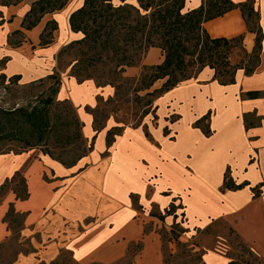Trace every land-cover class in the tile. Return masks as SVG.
Masks as SVG:
<instances>
[{
    "label": "crops",
    "instance_id": "0c3cea01",
    "mask_svg": "<svg viewBox=\"0 0 264 264\" xmlns=\"http://www.w3.org/2000/svg\"><path fill=\"white\" fill-rule=\"evenodd\" d=\"M83 1L68 0L62 9L44 16L46 21L53 19L56 22L55 38L45 48H40L37 56H29L28 61L22 60V51H18L20 48L24 50L22 46H8L5 40L14 30H20L26 36L38 30L40 23L31 30L20 26L32 0L29 4L23 3L24 0L17 3H23L21 13L9 9L14 5L2 9L5 20L7 12L10 16L16 14L13 21L0 23V59L7 58L4 72L8 75L21 74L20 81L26 84L57 71L59 50L82 37L80 32L70 29L69 17L83 5ZM232 1L238 4L244 0ZM200 3L201 0H184L183 11L195 9ZM254 7L259 14L263 41L253 73L246 74L244 69H237L235 82L221 85L213 80L211 69L203 68L195 79L173 87L154 100L156 119L148 114L142 118L140 125L124 127L110 146H113L111 158L122 141L130 140L128 134H137L148 141L155 147L161 163H175L186 177L195 179L198 186L195 212H190V189L171 191L170 188L160 190L153 187L148 200L147 186L135 191L127 188L121 197L105 194L106 174L90 178L93 164H87L90 160L87 163L83 161L91 157L93 150L70 167L48 155L33 153L34 150L17 154L0 153V184L18 172L25 178L28 194L25 199H17L11 190L0 195V244L12 232L10 224L5 221L12 205L16 213L23 215L19 243L27 242L30 247L28 252L20 253L12 264H54L61 251H70L76 264H120L125 258H129L126 264H161L159 230L164 227L169 231L173 219L166 216L161 222L150 212L137 210L129 198L130 193L137 195L141 207H146L144 201L154 204L157 213H163L172 197H179L185 228L191 232L205 228L213 221L224 220L239 240L264 262V0H254ZM202 26L212 38L231 39L242 35L245 51L252 52L255 36L247 30L238 8L205 21ZM62 28L64 36L60 34ZM67 36L68 43H60ZM32 59L38 64L35 69L29 70L27 66ZM162 60L163 55L158 48H149L141 64L126 67L124 75L138 76L142 65H156ZM21 67H24V72L19 69ZM71 82L73 91L88 89V98L76 99L74 92L64 91L62 79L57 98H67L73 103L92 107L96 104L97 93L105 97L112 94L111 88H97L91 80L80 84L75 80ZM248 93L256 95L248 96ZM207 113H210L208 126L211 133L205 136L193 123ZM171 114L178 116L172 123L167 120ZM144 126L152 141L145 138ZM165 126L169 130L167 136L163 134ZM86 128L88 126L83 125L84 131ZM101 131L96 134L94 146ZM142 161L140 163L139 160V164L143 165ZM125 171L115 172L114 175L121 177L122 184L128 181V171ZM225 175L235 184L245 182L247 185L237 190H222ZM155 176L147 179H153L154 185L160 179V176ZM133 245L136 247L132 249ZM229 261L215 251L206 249L202 253L204 264H229Z\"/></svg>",
    "mask_w": 264,
    "mask_h": 264
},
{
    "label": "trees",
    "instance_id": "16d2710c",
    "mask_svg": "<svg viewBox=\"0 0 264 264\" xmlns=\"http://www.w3.org/2000/svg\"><path fill=\"white\" fill-rule=\"evenodd\" d=\"M20 1L0 0V4L8 6L10 4H17ZM67 1H33L28 11L22 17L21 28L24 30L32 29L41 22V19L46 14L62 9ZM113 1L84 0L83 5L74 10L69 17L70 29L73 32H80L82 37L62 47L57 57L60 58L68 51L79 56L70 66V76L79 84L92 79L97 80V82H99L98 80H103L101 86L111 85L115 88V95H123L125 91L131 88L133 82L136 81V85L132 89L135 98L139 100L141 98H148L142 110L141 116L143 117L152 114L153 118L156 119V108L153 105L154 100L173 87L195 79L197 74L205 67L213 71V80L221 85H226L235 82V72L237 69H244L246 74H251L258 65L263 32L259 22L258 11L254 7V0H244L238 4H235L232 0H201L197 8L189 11H183L184 0H146L145 3L142 0H138L140 9L144 12H149L144 15L139 14L140 9H136L125 3L126 0H119L123 4L117 6L113 5ZM235 8L240 10L247 30L255 36L251 53L245 51L242 35L231 39L212 38L202 26L205 21L219 17ZM134 15H138L137 21H131V17ZM56 29L57 24L54 20L46 21L39 34V45H49L52 43V33ZM13 33L22 34V31L14 30ZM44 37L47 39L44 40ZM234 43H238L241 46L245 62L240 61V65L232 66L229 62V54L234 47ZM152 47L158 48L161 51L163 55L162 62L156 65H142L143 71L140 73L139 79H124L122 75L125 72V68L138 64L147 50ZM4 60H7V58H2L0 64ZM97 65H103L107 69L99 72L96 69L90 71V68H94ZM189 66H195L197 69L193 73H189L187 71ZM3 78H5L4 75ZM19 79V75L10 77L11 81L15 80L18 82ZM45 79L52 80V83L47 87L48 95L41 97L39 105H34L28 109L25 107H15L12 109L0 107V142L17 141L22 143L24 149L41 144L45 146L42 154L48 155L62 165L70 167L93 150L96 134L102 128H96L94 110L86 106L85 111L93 117L92 130L94 135L91 137L90 144L72 160L66 161L61 159L60 156L56 157L48 148V144L51 138L55 139V136H52L55 132V115H52L50 110L55 103V97L60 88V78L58 72L54 70ZM160 80L163 81L161 86L150 90L154 83ZM139 92L145 93L141 96ZM254 95L256 93H248V96ZM63 103L65 104V102ZM209 117L210 113H207L193 123V126L199 128L205 136L211 133L208 126ZM58 118L61 119L62 117L59 115ZM167 120L172 123L176 120V117L172 118L169 116ZM68 124L74 126V131L72 134L67 132V142H81L80 132L83 123L74 115V119L72 122H68ZM122 131L123 128L118 126H112L107 129L105 133V155L108 154V149L115 142L116 137L121 135ZM143 133L145 138L152 141V137L145 126L143 127ZM163 134L165 136L169 134L167 126L163 128ZM19 175L20 173L16 172L11 178L6 179L0 184V190H3L6 184ZM246 185L247 183L245 182L235 184L230 177L225 175L222 190H237ZM163 195L168 194L163 193ZM27 196L25 183L24 196L19 197L16 195V198L25 199ZM129 198L133 206L139 207L137 195L130 193ZM178 199L179 197H172L167 207L164 208L163 213L150 212L149 214L161 222L164 221L166 216H171L173 223L168 233L170 240L177 241L179 244L178 238L180 233L188 230L187 228L177 230L182 218L184 219L183 206L180 203L176 205ZM178 208L181 209L180 221H178V214L176 213ZM10 213L23 217L22 214L16 213L12 205H10L5 217V221L8 224L10 222L7 218L10 216ZM229 229L233 232L231 228ZM164 232L166 231L162 227L159 230L161 238ZM235 236L238 238L236 234ZM66 252L72 258L71 252ZM229 264H234V262L230 260Z\"/></svg>",
    "mask_w": 264,
    "mask_h": 264
},
{
    "label": "rangeland",
    "instance_id": "374dc122",
    "mask_svg": "<svg viewBox=\"0 0 264 264\" xmlns=\"http://www.w3.org/2000/svg\"><path fill=\"white\" fill-rule=\"evenodd\" d=\"M29 1L30 0H24L23 3L29 4ZM33 1L35 0H32V2ZM142 1L143 3H145L146 0ZM23 3L18 5L10 4L8 6L14 5L9 9L11 11H16V13H21ZM113 3V5L115 6L123 4L119 0H114ZM125 3L135 7L136 9H140L138 0H126ZM8 6H2L0 4V23H3L5 21L11 22L13 21V16L16 15L14 14L10 16V12H7V20L3 18L4 13L1 10L5 9V7ZM147 13L149 12H144L142 9H140V15H144ZM137 17L138 15L132 16L131 21H137ZM45 23L46 20L44 17L40 22L38 30L43 29ZM38 30H34V32L30 33V35L28 36H26L23 32L22 34H14L12 31L7 35L5 43L11 47L22 46L24 50L20 48L18 51H22V60L25 59L26 61H28L29 56H37V52L39 51V49L45 48L47 46L39 45L40 33H37ZM60 34L61 36H64L63 28L61 29ZM53 38H55V35L53 36ZM46 39L47 38L44 37V40ZM67 39H69V36L60 40V43H63L64 45L67 44ZM5 43L3 41V44ZM18 43L19 45H17ZM23 43L25 44L21 45ZM78 57L79 56L72 54L71 51H68L60 58L57 57V72L60 78V85L61 79L62 83H64V91L66 90L67 93L74 92V97L76 99L85 100L89 96L88 89L79 88L73 91L74 86L72 85L71 80L74 82L75 79L70 76V66ZM53 59L55 60V56ZM141 60L138 64H136V66H139V64H141ZM240 61L245 62L244 52L238 43H234V47L231 49V52L229 54V62L233 66L240 65ZM6 62L7 60H4L0 64V107L4 109L25 107L28 109L34 105H39V100L41 99V97H46V95H48L47 87L52 83V80L41 78L39 80L36 79L26 84L21 82L20 79L18 80V82L15 80L11 81L10 77L14 75H8L3 70L5 68ZM251 62L249 63L251 64ZM37 64L38 63H35V59H32V62L29 63L27 68L29 70H33L37 67ZM19 69L22 70V72L25 71L24 67H21ZM94 69L99 72L105 71L107 67L103 65H97L94 68H90V71H93ZM196 69L197 68L195 66H189L187 68V71L189 73H193ZM142 71L143 70L141 67L140 73ZM140 73L138 76L130 77L124 75L123 73L122 76L124 77V79L128 78L129 80L139 79ZM3 75L5 76V78H3ZM95 75L97 76V74ZM19 76H21V74H19ZM91 81H93L97 88H111L112 94L108 97H105L97 93L95 96L96 104L92 107L79 102L73 103L67 98L59 99L56 95L55 103L50 110L51 114L55 115V132L52 134V136H55V139L51 138L48 144V148L50 149V151H52L56 157L60 156L61 159L69 161L80 154L84 148L88 147L92 136V130L90 133V129L93 125V117L85 111V107H90L94 110L93 114L96 120L95 126L96 128H102V131L98 135L94 149L91 152V157L88 159L86 158L83 161H86L87 163V161L90 160V162H88L87 164H93V173L90 178L99 177V174L101 173L106 174L105 178L107 179V182L104 185L103 192L105 194H112L121 197L124 193V190H126L127 188L135 191L147 186L146 197L148 200L150 193L153 191V187L160 190H166L170 188L171 191H182L184 189H190V212H195V199L198 191V186L195 179L193 177H186V175L182 173L180 167L175 163H161L154 150L155 147L153 145H150L148 141L141 139L139 135L128 134V138L130 140L128 141V139H126L122 141L120 145L117 146V149L114 150L111 158L109 156L113 152V146L108 150V154H104L103 132L105 133V131H107L106 129H109L112 126L130 128L137 126V124L140 125L142 122V110L144 109V103L148 98H141V100L135 98V94L132 89L133 87H135L136 81L133 82L131 88L125 91L123 95H115V88L111 85L101 86L103 80H98L100 83L97 82V80L93 79ZM162 82V80L155 82L150 90L159 88ZM144 93L145 92H139V95L143 96ZM63 102H65V104ZM59 115L62 117L61 119L58 118ZM74 115H76L79 121L83 123L84 127L88 126V128H86L85 131L82 129V131L80 132L81 142L73 141L69 143L67 142L66 135L67 132H70L72 134V132L74 131V126L69 125L68 122H72V120L74 119ZM175 115L176 114H171L170 116L172 118L176 117L177 119V115ZM152 122L154 121L152 120ZM183 122H185V118H183ZM44 149L45 146H42L41 144L33 145L32 148L24 149L22 143L17 141L0 142V153L13 152L17 154L34 150L33 153H37L38 155H40L42 154ZM141 159H143L142 164L144 166L139 164V160L141 163ZM125 170L128 171L126 177L128 181L125 180L122 184L121 177H116L114 175L115 172H122ZM155 175L160 176V179L158 178L157 180L159 181L155 182L154 185L153 179L152 181H148L147 179L150 177L154 178ZM7 190H11L19 197H23L25 192V180L23 176L21 174L19 176H16L10 183L6 184L3 190H0V194H3ZM144 203L146 204V207H134L142 212L157 213V209L154 204H149L145 201ZM159 203H161V201ZM178 204L179 202L177 200L176 205ZM176 213L178 214V221H180L181 209L178 208L176 210ZM22 219V216L16 215L14 213H10V216L7 218V220L10 222L9 224L12 232H10L9 238L5 242L0 244V264H12L20 253H26L30 250L27 242L19 243V229L22 226ZM184 228L185 224L184 219L182 218L177 230H184ZM165 231L166 232H164V235L161 238V264H203L201 257L202 253L206 249L222 254L229 260L233 261L234 264H264V262L258 256L254 255L250 251L249 247L246 244L239 240V238H237L235 234L230 231L228 225L224 220L213 221L209 224V226L202 229L193 230L192 232L191 230H189L190 233L189 231H186V233H189L187 235L185 232L180 233L178 238L179 244L177 243V241L170 240L168 230L165 229ZM135 247L136 246L133 245L131 248L133 249ZM128 259L129 258H125L120 264H126ZM53 262L58 264H76L66 251H61L59 258H57Z\"/></svg>",
    "mask_w": 264,
    "mask_h": 264
}]
</instances>
